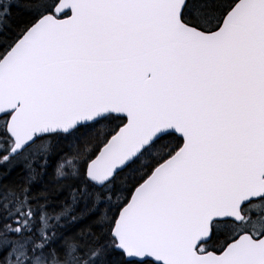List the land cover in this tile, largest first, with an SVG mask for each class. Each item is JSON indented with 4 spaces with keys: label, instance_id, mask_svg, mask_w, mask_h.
<instances>
[{
    "label": "snow or ice",
    "instance_id": "6c2138e0",
    "mask_svg": "<svg viewBox=\"0 0 264 264\" xmlns=\"http://www.w3.org/2000/svg\"><path fill=\"white\" fill-rule=\"evenodd\" d=\"M0 264H264V0H0Z\"/></svg>",
    "mask_w": 264,
    "mask_h": 264
}]
</instances>
